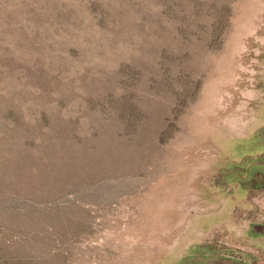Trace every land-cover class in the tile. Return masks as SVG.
Returning <instances> with one entry per match:
<instances>
[{"label": "rangeland", "instance_id": "rangeland-1", "mask_svg": "<svg viewBox=\"0 0 264 264\" xmlns=\"http://www.w3.org/2000/svg\"><path fill=\"white\" fill-rule=\"evenodd\" d=\"M0 264H264V0H0Z\"/></svg>", "mask_w": 264, "mask_h": 264}]
</instances>
